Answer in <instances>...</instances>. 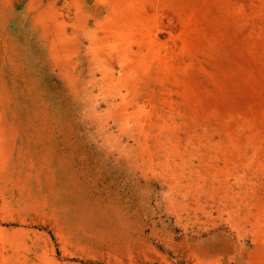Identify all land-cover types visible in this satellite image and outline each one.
Here are the masks:
<instances>
[{"label": "rangeland", "instance_id": "1", "mask_svg": "<svg viewBox=\"0 0 264 264\" xmlns=\"http://www.w3.org/2000/svg\"><path fill=\"white\" fill-rule=\"evenodd\" d=\"M0 264H264V0H0Z\"/></svg>", "mask_w": 264, "mask_h": 264}]
</instances>
